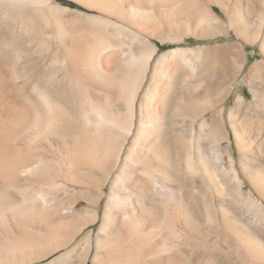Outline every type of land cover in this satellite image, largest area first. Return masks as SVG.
Listing matches in <instances>:
<instances>
[{"label":"bare ground","instance_id":"1","mask_svg":"<svg viewBox=\"0 0 264 264\" xmlns=\"http://www.w3.org/2000/svg\"><path fill=\"white\" fill-rule=\"evenodd\" d=\"M78 1L90 6V9L98 8L99 11L104 12L109 18L95 17L96 20L114 26L116 34L127 32L126 34L134 41L139 42V51H132L130 63L142 60L144 57L150 62L154 52L161 48V45L155 43L153 39L163 43L171 40L181 41L190 34L196 35L200 32V36L207 35L203 32V28L206 23H210L213 16L207 6L212 0ZM243 3L244 0L237 1L233 7L243 6ZM231 10L229 11L231 26L237 29L239 34L244 35L245 42L258 44L264 57V0H248L244 7L247 14L239 20V24L235 20L234 9L232 12ZM24 20L25 27H29L33 32L31 12L27 13ZM102 27L91 25L83 27L82 35L78 39L63 43L64 60L69 62L72 71L61 77L64 85L61 89L65 92L73 90L76 97V91L85 93L92 88L97 89L103 97L94 98L95 96L89 95L91 103L86 105L84 102L87 97L84 98V94L81 93L80 104H73L72 107L69 104L63 108L61 100L70 103L71 96L68 94L66 96L62 90L61 94H57V90L53 91L52 87L50 88L52 82L50 79H53L46 71L49 60L51 64L56 62L58 64L61 60L60 47L59 52L53 50L49 55L44 54L42 61L37 60L34 57L35 51L31 47L33 33L23 34L22 39H19L15 31L16 25H3L0 18V47L16 43L18 49L26 55L22 69L12 73L8 72L0 61V209H15L16 205L10 200L6 187L19 184L24 176L36 172L42 165L41 160L47 162L38 157L40 153L37 144L46 141V144L40 146L55 148V143L50 141L52 135L61 141L60 149L68 154L66 172L70 174L73 183L96 190V195L91 200H86L90 201L92 206H96L102 199L106 200L100 208L103 209L102 215L93 207L97 210L91 212L92 218L87 221L91 224L101 219L97 242L95 243L94 238L91 239L92 230H90L88 237H85L86 240L84 238L85 244H81L85 245L88 252L91 248L95 250L93 263L154 264L163 260L164 252L169 253L168 260H172L175 257L168 245L169 236L165 235V231L167 227L174 229L176 212L168 214L165 205L168 206L171 200L177 199L179 190L177 191L176 178L180 177L176 173L175 178L172 172L181 170L183 163L188 168L195 166L192 162L193 147H191V141L194 140L193 131L183 132L186 130L184 125L180 127L177 125L179 122H170L167 119V108L170 104H177L184 108L186 113L192 112L199 117L200 130L206 132V135L213 132L222 133L224 111H226L224 109L230 95L229 77L226 74L220 81L217 92L213 91V86H206V98L209 100L207 105H201L200 101H204L206 95L199 93L195 94L193 101L187 103L185 100L186 102L183 103L184 98L179 96V92H172V83L168 82L169 80L165 81L162 76L160 79L159 73L163 72L165 75L166 72L175 77L182 75L179 72L184 69L179 58L185 57L188 48L172 47L159 53L153 63L149 81L146 83L144 74L147 66L133 68L132 64L123 61L114 45L116 41L112 40L114 33ZM214 57L222 58H219L218 51L213 49L197 55L196 60L200 61L204 58L205 61L200 66L195 63L194 70L196 71L197 67H199L198 71L205 70V63ZM255 67L258 72L254 78L257 86L252 109H248L246 98L240 96L235 105L229 109L228 119L235 132L237 146L244 153L243 167L258 193L264 198V168L254 165L245 154L248 150L264 155V60L256 62ZM91 79H101L127 90V96L119 94L116 96L126 101V111L116 110L118 107H116L114 86H112L113 92L107 90L108 88L105 90L104 87L94 86ZM140 87L146 90L139 93ZM36 89L46 91L42 94L43 98L35 95ZM58 90L60 91V88ZM212 92H216L214 98ZM59 95L63 99H60ZM124 114L128 117L122 116ZM180 128L182 130H179ZM118 129H123V133L120 132L121 130L118 132ZM199 164L206 184L218 195H222L224 186L218 173L208 165V161L203 156L199 158ZM46 169L50 171L52 168L47 166ZM46 171H41L35 176L45 180L49 178ZM137 171L141 175L136 174ZM106 188H109V192H106ZM37 211L45 215L48 222L53 221L52 217H62L56 207L45 213L39 209ZM189 214L187 217H191L192 213ZM222 221L223 227L235 235L238 245L244 248L249 260L256 264H264V239L255 232L244 230L239 223L229 217H223ZM192 223L194 222L188 220L186 222L189 228L197 229ZM100 233L103 235L101 236ZM73 237L67 238L65 243H70ZM61 257L58 256L47 264H57Z\"/></svg>","mask_w":264,"mask_h":264},{"label":"rangeland","instance_id":"2","mask_svg":"<svg viewBox=\"0 0 264 264\" xmlns=\"http://www.w3.org/2000/svg\"><path fill=\"white\" fill-rule=\"evenodd\" d=\"M237 1L241 0H212V2L207 4L208 9L213 15L212 22L206 23L207 25L203 28V32L207 33V35L204 34V36H200L201 32L199 31L200 34H190L186 36L184 40H171L163 43L153 39L155 43L161 45V48L154 52L155 54L150 62L148 61L149 59L147 60L146 57H144L142 60L130 63L132 51H139V42L134 41L126 34L127 32L116 34L114 26H108L105 21H97L96 18L98 17L103 19L109 18L104 12L101 10L99 11L98 8L91 7L90 9V6L78 0H0V7H2V9L0 8L1 23L3 25H16L15 31L18 33L17 37L19 39H22L21 37L23 34L27 35L28 33H33V35H31L33 38L31 47L35 51L34 57L37 60L42 61V56L44 54L49 55L53 50H58L59 52L60 47L61 52L59 53L61 60L58 64L57 62L51 64L49 60L46 71L50 74V78L52 77L53 79H50V81H52L50 88L52 87L53 91L57 90V94H61L62 90L65 95L68 94L71 96L70 103L61 100V102H63V108L69 104L71 107L73 104H80L82 94H84V98L87 97L85 98L86 100L84 99V104L86 105L91 103L89 95L95 96L94 98L103 97V94H99L97 89L94 90L92 88L85 92L86 95L83 92H81V94L76 91V97L73 90L71 91L70 89L65 92V90L61 89L64 86L61 77L65 73L68 74V72L72 71L69 62L64 60L65 53L63 43H69L72 39L73 41L78 39L82 35L81 29L86 26L90 27V25L99 28L103 25L102 28H108L107 31L114 33L112 40L113 42L116 41L114 45L120 53V56H122L121 59H124L123 61L132 64L133 68L143 65L147 66L144 74L146 83L149 81L154 65L153 63L159 53L172 47L188 48L189 51L185 57L179 58L184 69V71L182 70L179 72L182 73V75L180 74L179 77H175L166 72L165 75L163 72L159 73L160 79L163 77L165 81L169 80L168 82L172 83V92H179V96L184 98L183 103L186 101L187 103L193 101L197 93L206 95L207 87L210 86H213V91L216 90L217 92L220 81H222L226 74L228 75L230 95L228 100H226L224 109L226 110L224 111L226 114L224 113L225 118L223 121L225 123L223 122L224 129L222 133L217 134L213 132L206 135V132L200 130L199 117L193 115L192 112L186 113L185 109L177 104H170L168 106L169 108H167V119L170 122H179L177 125L180 127L184 125L183 127L186 130H183V132L186 131V133H191L193 131L194 140L191 141L193 151H191L193 153L192 162L195 167L188 168L186 164L183 163L182 169L178 170V172L181 171V174L178 173L177 170L172 172L174 176L176 173L180 175V177H178L179 175L177 176L178 179L175 176L177 180V191H179L176 195L177 199H174V201L171 200L172 203L170 201L168 206L165 205L168 214L176 212L174 229L172 227H167L165 235L169 236L168 245L171 251L173 250L175 258L168 260L169 253L164 252L162 254L163 260L154 264H256L254 261L249 260L244 248L238 245L235 235L223 227V217H229L231 220L239 223L244 230L255 232L264 239V198L258 193L243 167L244 162L242 160L244 159V153L243 151L241 152L237 146L236 135L228 119L229 109L235 105L240 96L246 98L248 109H252L254 92L257 86L254 78L258 72L255 64L258 61L264 60L258 44L245 42L244 35L239 34L237 29L231 26L229 18V11L231 9H234V17L238 24L239 20H242L247 14L245 13L246 11H244V7L248 0H244L243 6L233 7L234 3ZM28 12H31L33 17V32L29 27H27L29 30L25 27L26 23L24 18ZM62 16L64 21L62 20ZM68 20L71 21L68 22ZM75 34L78 37H76ZM209 49L217 50L218 57L222 58L218 59L214 57L212 60H208L207 63L204 62L206 69L198 71L197 68L199 69V67H197L196 72L194 70L196 67L195 63H198L200 66L202 62L205 61L204 58L200 61L196 60V56L203 54ZM0 61L6 66L8 72L12 73L22 69L23 63L26 61V55L21 49H18L16 43L6 44L0 47ZM240 69H243L242 72ZM166 74H168V76ZM201 76L202 78H200ZM58 78L59 80H56ZM91 82L94 83V86L104 87L103 89L105 90L106 88L111 91L114 89L115 97L118 94L120 96L128 95L127 90L125 91L122 87H119V85L117 86V84L111 85L101 79H91ZM54 83L56 84L55 86L53 85ZM112 86H114L113 89ZM204 86L207 87L205 88ZM59 88L60 91L58 90ZM176 89L177 91H175ZM144 90L146 89L140 87L138 92L143 93ZM34 92L37 97H42L43 92L45 93L46 91L36 89ZM216 92L211 93L212 98L215 97ZM60 96L61 95H59V98ZM206 97L207 95L204 101H200L202 106L209 103ZM60 99L58 101H60ZM116 102V107H118L116 110L119 109L121 112L126 111V101L123 98L121 100V97H116ZM122 116L128 117L125 114ZM122 130L123 129H118V132L120 131L123 133L124 130ZM179 130H182V128ZM50 141L55 143V148L40 146L43 143L46 144V141L37 144L39 145L37 149L40 153L38 157L45 159L47 162L41 160L42 165L36 172L24 176L19 184L16 183V185H8V187H6V192L9 194L10 200L16 207L15 209H0V264H7L8 262H10V264H47L58 256L62 257L60 261H57V264H94L92 258L95 250L91 248L90 252H88V250L85 249L84 242L90 230H92L91 239L94 238L95 243L97 242L101 219L91 224H88L87 221L92 218L91 212L93 213L98 209L100 214L102 213L103 209L101 210L100 208L103 207L106 200H100L96 206L91 205L88 200H91L93 196L96 195V190L73 183L70 174L66 172L69 157L62 148L60 149L61 141L52 135L50 136ZM245 154L246 158L248 157L250 162L254 165L264 168L263 154L249 152L248 150ZM41 155L43 156L41 157ZM202 156L208 161V165L214 168L220 176L221 183L224 186L222 195H218L211 186L206 184L205 176L202 175L199 164V158ZM48 163L49 165H46ZM44 164L46 167L50 166L52 169L50 171L46 169V171ZM40 170L46 171L47 177L49 178L40 180L39 176L36 177V174L41 173ZM82 171L85 172V170ZM135 173H138V175L140 174L139 171ZM106 192H109V188H106ZM54 199L55 201H53ZM173 202H175V204H173ZM176 202L178 203L176 204ZM22 205L25 209L21 207ZM174 205H176V207ZM47 207H49V210L56 207L62 217H52L53 221L48 222L46 216L41 215L40 212L37 211L39 209L43 213L48 212L49 210ZM42 209H44V211ZM226 210H228V212ZM189 213L192 214L190 215ZM188 214L191 217H187ZM187 220L188 222H194L192 224H195L194 226L197 229L189 228L186 224ZM100 235L102 236L103 234L100 233ZM72 236H74L73 240L70 243H65L66 239ZM82 243L84 244L81 245ZM58 244L59 246H57Z\"/></svg>","mask_w":264,"mask_h":264}]
</instances>
